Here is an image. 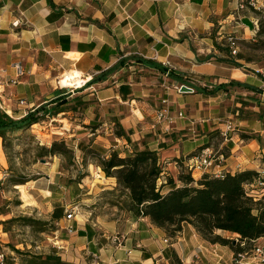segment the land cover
Instances as JSON below:
<instances>
[{
  "label": "crops",
  "instance_id": "0c3cea01",
  "mask_svg": "<svg viewBox=\"0 0 264 264\" xmlns=\"http://www.w3.org/2000/svg\"><path fill=\"white\" fill-rule=\"evenodd\" d=\"M242 3L0 0V106L11 117L22 118L43 105L56 107L51 102L59 98L69 106L80 100L81 109L58 116L65 120L81 112V119H75L87 131L81 133V155L92 146L123 155L132 151L133 144L114 135L120 123L130 132L132 143L157 151L163 181L173 179L177 187L182 186L178 178L187 171L191 154L209 143L207 148L224 158L218 170L261 172L264 71L253 68L252 62L234 67L220 51L229 36L238 41L254 39V12L241 9ZM168 71L187 81L181 85L194 92L169 89L179 82L167 76ZM73 72H79L84 85L75 90L60 86L58 82ZM234 81L243 86L230 85ZM221 84L227 88L214 95L197 92L198 87L213 90ZM163 108L169 117L159 120ZM228 122H233L234 130L224 137ZM72 132L64 129L52 137L65 141L71 137L76 149L79 139H73ZM94 169L101 184L89 190L94 197L89 206L83 203L88 208L83 220L68 231L71 237L62 240L64 249L69 251L72 245L81 254V264H263L252 254L237 258L229 247L205 241L193 226L184 227L175 237L167 235L150 218L131 211L128 192L114 178H107L97 166ZM253 188L261 198L263 184ZM171 189L166 185L164 192ZM222 233L237 238L217 231L225 237ZM263 243L264 238L257 241ZM71 260L73 256L66 261Z\"/></svg>",
  "mask_w": 264,
  "mask_h": 264
},
{
  "label": "trees",
  "instance_id": "16d2710c",
  "mask_svg": "<svg viewBox=\"0 0 264 264\" xmlns=\"http://www.w3.org/2000/svg\"><path fill=\"white\" fill-rule=\"evenodd\" d=\"M249 3L250 0L245 1V7L254 13H262L251 7ZM262 33V30L258 32L259 35ZM239 42L244 44L249 40ZM226 44L225 47L220 48V51L228 57L227 63L238 67L237 60L253 62L246 59L240 51L236 56H232L228 42ZM123 63V61L119 63L115 69L121 67ZM148 64L162 72L167 71L154 62ZM168 76L179 84H188L173 72ZM230 85L243 86L235 81ZM226 88L224 84L213 90L198 87L197 92L214 95ZM51 103H57V106L48 109L47 105H43L22 118L11 117L0 106V138L11 172L14 169L12 158L14 146L16 142L26 139H29L33 145L32 164L47 157H63L69 160L70 165L75 164L74 151L64 139L55 140L50 147H47L41 144L32 127L57 117L61 112L77 111L84 103L77 100L69 106L62 98ZM114 135L125 138L133 144L132 151H127L123 155L118 150L109 151L99 146H92L87 150L83 164L88 163L89 156L92 160L90 164L101 168L107 178H114L117 186L123 192H128L130 209L136 216L150 218L155 226L165 230L171 237L177 236L184 227L193 226L205 241L229 247L237 258L239 255L252 254L257 247V241L264 238V194L261 198H257L253 192L255 184L263 183L264 186V177L260 172L254 170L235 174L224 172L222 176L203 175L196 180L186 171L179 175L178 180L182 186L177 187L173 179L163 181V168L157 151L132 143L130 132H127L120 123H116ZM242 137L253 138L250 135H242ZM209 146L210 143L205 144L200 152ZM200 152L191 154L190 158ZM9 181L14 186H20L30 180L27 177L13 175ZM166 185L172 187L167 193L164 192ZM217 231L229 232L237 235V238H225L218 235ZM16 251L22 253L20 250ZM25 256L27 258L24 264H70L58 255Z\"/></svg>",
  "mask_w": 264,
  "mask_h": 264
},
{
  "label": "rangeland",
  "instance_id": "374dc122",
  "mask_svg": "<svg viewBox=\"0 0 264 264\" xmlns=\"http://www.w3.org/2000/svg\"><path fill=\"white\" fill-rule=\"evenodd\" d=\"M252 1L264 4V0ZM253 16L257 22L254 39L244 44L238 41L239 51L246 59L253 61V68L264 71V12L253 13ZM260 30L263 33L259 35ZM246 63L248 62L243 60L237 64L245 66ZM66 76L68 75L64 77ZM69 88L75 90L73 86ZM60 118L58 116L55 120L48 119L42 124L34 125L32 128L39 132L33 133L41 138L42 145L50 147L55 140L63 139L60 136L53 138V133L64 132V129L74 130L72 133L76 137L73 139H79L78 148L73 147L71 137H67L66 141L74 151V165H70L69 160L63 157H47L42 159L46 163H41L40 160L32 164L33 145L26 139L16 142L14 146V169L11 172L1 140L3 157H0V254L4 255V259L0 260V264H24L27 258L25 255L28 254L43 257L58 255L70 264H81V254L79 256L72 245L69 251L64 249L62 240L71 237L68 231L83 220L84 211L88 210L83 203L89 206L94 197V194H88L89 190L101 183L97 170L94 169L95 165L89 166L92 165L91 157L88 156V163L83 164L85 155H81V133L87 131L81 130L75 121L81 119V112L71 113L65 120ZM13 175L27 177L30 181L20 187L14 186L9 181ZM69 212L74 213L70 220L66 219ZM16 250L22 253H17ZM72 256L75 260L66 261Z\"/></svg>",
  "mask_w": 264,
  "mask_h": 264
},
{
  "label": "built area",
  "instance_id": "2783aa9c",
  "mask_svg": "<svg viewBox=\"0 0 264 264\" xmlns=\"http://www.w3.org/2000/svg\"><path fill=\"white\" fill-rule=\"evenodd\" d=\"M249 5L253 7L254 9L258 11L264 12V4H258V2L250 0ZM241 9L245 8V5L242 3L240 6ZM228 44L230 47L231 55L236 56V54L239 52V45L238 40L234 36L228 37ZM169 66L170 64H166ZM171 71L167 72V76L169 75ZM61 86V80L58 82ZM84 83H82V86ZM181 84H174L172 86H169V89H173L177 92L181 89ZM75 89L81 88V86H73ZM169 112L167 108H163L158 112V119L164 120L167 119L169 116ZM234 130L233 122H228L226 124V129L222 130V135L224 137L228 136V133ZM224 160L223 157L218 156L215 154V152L209 148L202 150L199 154L196 156L190 158L188 166H187V172L191 174V176L196 179V176H203V175H214V176H222L224 172L218 170L220 168L222 161ZM163 175V174H162ZM260 175L264 177V170L260 172ZM263 184V183H260ZM74 216L73 212H69L66 216V219L70 220ZM166 242H168L166 240ZM252 255L255 259H257L260 263L264 264V244L257 245V247L253 250ZM245 255H239V258H243ZM4 259V255L0 254V260L2 261Z\"/></svg>",
  "mask_w": 264,
  "mask_h": 264
},
{
  "label": "bare ground",
  "instance_id": "6f19581e",
  "mask_svg": "<svg viewBox=\"0 0 264 264\" xmlns=\"http://www.w3.org/2000/svg\"><path fill=\"white\" fill-rule=\"evenodd\" d=\"M79 73V72H78ZM77 72L67 74L68 76L64 77L61 81L62 86L72 87V86H81V76ZM20 187V186H19ZM23 188V187H22ZM24 192V191H23ZM26 192V191H25ZM31 195V194H29ZM28 204V203H27ZM32 205V204H31Z\"/></svg>",
  "mask_w": 264,
  "mask_h": 264
},
{
  "label": "water",
  "instance_id": "95a60500",
  "mask_svg": "<svg viewBox=\"0 0 264 264\" xmlns=\"http://www.w3.org/2000/svg\"><path fill=\"white\" fill-rule=\"evenodd\" d=\"M180 92L181 93H192V92H194V90L192 88H189L186 85H183V86H181ZM41 163H46V160H41Z\"/></svg>",
  "mask_w": 264,
  "mask_h": 264
}]
</instances>
